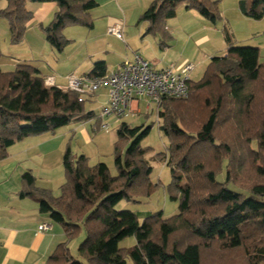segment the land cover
<instances>
[{"label": "trees", "instance_id": "trees-1", "mask_svg": "<svg viewBox=\"0 0 264 264\" xmlns=\"http://www.w3.org/2000/svg\"><path fill=\"white\" fill-rule=\"evenodd\" d=\"M4 1L0 18L8 23L12 44L21 42L33 18L28 3L57 5L42 32L58 52L68 43L62 35L67 25L93 29L89 12L96 0ZM218 4L153 0L138 23L147 24L145 35L161 31L162 39H169L164 24L179 7L216 25ZM238 8L247 18H264V0H241ZM222 31L225 54L210 59L199 81L190 75L188 97L163 98L151 107L168 141L165 152L141 146L152 125L130 127L121 119L114 145L116 175L105 163L89 166L83 155L73 161L69 150L58 197L36 188L30 171L21 174L18 198L36 202L65 235L45 264H127L126 259L132 264H264V63H259V48L237 45L227 27ZM106 73L105 62L96 61L87 76ZM44 79L27 63H16L12 72L0 70V161L15 143L54 134L73 122L95 119V130L101 129L102 119L84 106L92 100L79 102L78 94L47 86ZM149 154L170 170L166 192L178 212L169 218L162 211L140 217L117 208L122 201L150 197L159 186L150 180ZM81 231L74 257L68 245ZM126 238H134L133 247L119 246Z\"/></svg>", "mask_w": 264, "mask_h": 264}, {"label": "rangeland", "instance_id": "rangeland-1", "mask_svg": "<svg viewBox=\"0 0 264 264\" xmlns=\"http://www.w3.org/2000/svg\"><path fill=\"white\" fill-rule=\"evenodd\" d=\"M218 1L221 19L216 25L205 23L210 29L202 28L199 23L201 17L196 11L179 7L176 16L164 24L167 33L168 29L170 32L172 29L169 39L163 40L161 31L145 35L147 24L138 23L139 17H129L126 21L121 20L124 23L123 36L126 38L124 44L93 21L92 30L79 25H67L62 35L68 43L61 52L51 47L44 38L42 28L48 24H36L31 29H26L21 42L12 44L8 23L0 18V70L12 72L16 63H27L37 68L43 77L54 76L56 86L60 87L64 85L66 76H83L88 73L94 64L95 60L91 59L95 55L104 57L96 61H105L107 71H111L122 61L131 58L132 51H137L153 67L192 65L191 79L197 82L210 59L222 55L226 49L223 27L230 30L237 45L259 48V63H264V18L257 21L242 15L238 8L241 0ZM5 6L6 2L1 0L0 9ZM204 35L209 38L207 43L200 41ZM161 41L164 42L163 45ZM106 94V89L99 90L97 100L86 102L85 109L99 116ZM138 109V114H130L121 121L130 127L152 125L150 134L142 141L141 146L152 148L155 154L165 152L168 141L159 132L155 110H146L144 102H140ZM121 121L113 116L103 118L102 125H108V129L97 131L95 119L83 123L73 122L59 128L54 134L32 136L15 143L7 149V158L0 161V191L19 184L21 174L30 171L35 178L36 188L49 191L54 198L58 197L60 187L65 182L63 157L66 150H69L73 161L83 155L88 158L89 166L102 162L107 165L112 176L116 175L114 145L117 141L116 130ZM82 130L87 133V137ZM124 147L125 144L122 145L121 152ZM145 159L153 167L151 182L159 186L150 197L138 199L135 203L122 201L117 208L130 210L140 217L162 211L163 217L169 218L178 212L177 203L170 201L166 192V186L171 180L170 170L165 163L154 159L153 154L147 155ZM6 168L9 170L5 171ZM9 175L14 180L4 181ZM83 237L84 233L81 231L77 238L69 242L72 256L77 257V247ZM134 244V238H126L119 246L129 249ZM126 261L127 264H132L129 259Z\"/></svg>", "mask_w": 264, "mask_h": 264}, {"label": "crops", "instance_id": "crops-1", "mask_svg": "<svg viewBox=\"0 0 264 264\" xmlns=\"http://www.w3.org/2000/svg\"><path fill=\"white\" fill-rule=\"evenodd\" d=\"M152 1L153 0H96L97 7L91 10L89 15L95 23L103 26L105 31L108 33V29L111 26L117 24H123L124 26V23H122L121 20L126 21L129 17L138 18L147 9ZM26 7L33 14L32 20L27 24V30L31 29L36 24L42 26L49 24L54 13L58 10L55 3H30L27 4ZM181 8L184 9V6ZM199 19V23L202 25L203 29H210L205 24L209 23L206 19L203 17ZM167 31L171 38L170 33H172V29L171 32L169 29ZM124 34L123 29V35ZM204 36L205 37H203L200 41H206L207 43L209 38L206 35ZM122 42L126 44L125 37ZM197 43L200 42L197 41ZM134 53L138 52L132 51V56ZM224 54L225 51L222 55ZM132 56L130 57L132 58ZM99 58L101 59L104 57L98 54L91 60L96 61V59ZM129 59L127 58L126 60ZM126 60L122 61L111 71L116 70ZM155 68L162 69L165 67H157L155 65ZM87 74L88 73H85L83 75ZM45 77H53L56 82V78L54 76L49 75ZM67 77L68 76H66V78ZM66 78L64 79V85L66 83ZM96 100L97 96L92 101L95 102ZM107 101L108 98L106 94V100L103 106L107 104ZM139 104L136 106L137 112L134 114L139 113ZM151 107L146 110L151 111ZM82 133L85 137H87V133L84 130H82ZM8 170V168L5 169V171ZM11 180L14 179H11V176L9 175V177H7L4 181L9 182ZM0 185L2 184L0 183ZM20 189L21 184L19 182V184L9 187V189H5L3 192L0 191V264H45L48 256L53 252L55 246L65 241V235L59 224L51 221L48 215L41 214L38 211V204L36 202L29 198H18L17 194ZM43 224L48 226V231H38L37 228Z\"/></svg>", "mask_w": 264, "mask_h": 264}, {"label": "built area", "instance_id": "built-area-1", "mask_svg": "<svg viewBox=\"0 0 264 264\" xmlns=\"http://www.w3.org/2000/svg\"><path fill=\"white\" fill-rule=\"evenodd\" d=\"M123 29V24H117L109 27L108 33L119 41H124ZM192 71L193 66L190 64L179 67L171 64L157 69L140 54L134 53L130 60H126L116 70L107 72L102 77L70 75L66 78L65 85L59 88L78 94L79 102L93 100L99 90L106 89L108 101L101 108L99 117L103 119L113 116L121 120L136 113V106L140 102H144L148 109L152 105H160L163 98H187ZM44 83L47 86L56 85L53 77H46ZM107 128L106 124L101 126V130ZM37 229L40 232L49 230L44 224Z\"/></svg>", "mask_w": 264, "mask_h": 264}]
</instances>
